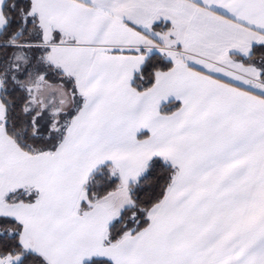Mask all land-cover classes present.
Returning a JSON list of instances; mask_svg holds the SVG:
<instances>
[{"label": "snow or ice", "instance_id": "6c2138e0", "mask_svg": "<svg viewBox=\"0 0 264 264\" xmlns=\"http://www.w3.org/2000/svg\"><path fill=\"white\" fill-rule=\"evenodd\" d=\"M0 264H264V0H0Z\"/></svg>", "mask_w": 264, "mask_h": 264}]
</instances>
